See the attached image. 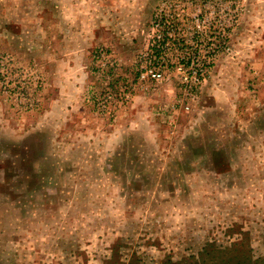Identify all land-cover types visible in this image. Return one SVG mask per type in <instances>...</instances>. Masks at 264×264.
Wrapping results in <instances>:
<instances>
[{
	"label": "rangeland",
	"instance_id": "rangeland-1",
	"mask_svg": "<svg viewBox=\"0 0 264 264\" xmlns=\"http://www.w3.org/2000/svg\"><path fill=\"white\" fill-rule=\"evenodd\" d=\"M163 1L0 0V264H264V0H226L190 111L176 81L97 111Z\"/></svg>",
	"mask_w": 264,
	"mask_h": 264
},
{
	"label": "built area",
	"instance_id": "built-area-1",
	"mask_svg": "<svg viewBox=\"0 0 264 264\" xmlns=\"http://www.w3.org/2000/svg\"><path fill=\"white\" fill-rule=\"evenodd\" d=\"M226 0H164L156 8L147 48L136 60V77L127 83L114 105L99 100L98 112L113 113L126 105L138 87L176 81L179 99L174 108L190 111L201 97L217 59L231 50L235 19ZM99 72L114 68L110 54L100 48Z\"/></svg>",
	"mask_w": 264,
	"mask_h": 264
},
{
	"label": "trees",
	"instance_id": "trees-1",
	"mask_svg": "<svg viewBox=\"0 0 264 264\" xmlns=\"http://www.w3.org/2000/svg\"><path fill=\"white\" fill-rule=\"evenodd\" d=\"M258 262L260 263V261H258ZM204 263L206 264V262H204ZM259 263H257V264H259ZM167 264H175V263H173V261L170 259L167 261ZM178 264H180V263H178ZM195 264H199V262H195Z\"/></svg>",
	"mask_w": 264,
	"mask_h": 264
}]
</instances>
